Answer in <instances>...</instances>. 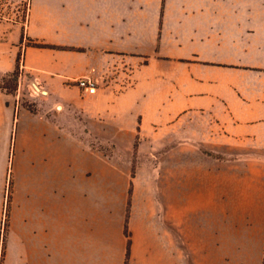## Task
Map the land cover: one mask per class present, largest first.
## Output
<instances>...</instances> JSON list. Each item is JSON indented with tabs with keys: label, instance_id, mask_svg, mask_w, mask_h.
Segmentation results:
<instances>
[{
	"label": "crops",
	"instance_id": "0c3cea01",
	"mask_svg": "<svg viewBox=\"0 0 264 264\" xmlns=\"http://www.w3.org/2000/svg\"><path fill=\"white\" fill-rule=\"evenodd\" d=\"M6 1L29 10L0 17V83L22 52L96 145L0 88V264H126L131 181L128 264H264V0Z\"/></svg>",
	"mask_w": 264,
	"mask_h": 264
},
{
	"label": "rangeland",
	"instance_id": "374dc122",
	"mask_svg": "<svg viewBox=\"0 0 264 264\" xmlns=\"http://www.w3.org/2000/svg\"><path fill=\"white\" fill-rule=\"evenodd\" d=\"M29 8V2L25 3H10L5 2L4 0L0 1V10L4 17L2 19H11L16 18L19 20L23 25L26 24L27 21V13ZM21 15L24 18L21 20L17 18V15ZM9 81L12 82L13 88H15L14 91H12V95L17 97L18 103L21 107L31 111L32 113H42L50 118L59 119L60 115H62L61 108L54 100L50 99L49 95L47 94V91L45 89H42L40 86H38L35 82L30 81L29 77L26 76V74L23 71V68L21 67V75L18 78L17 82H13L12 78H8ZM75 113L73 116L76 119H73V117H67V118H61L59 119L61 127L65 129V131L69 132L73 136H76L79 140L83 141L87 145H96V141L91 136H86L85 132H88L86 127L83 125V119L81 117H78ZM137 150L129 157L122 158V161H128L131 166V176L132 172L134 170L136 174V170L141 162V158L138 157V148L140 146V142L137 141ZM107 148H111L110 146H107ZM106 148V149H107ZM145 149L146 150H153L156 153V157H145L143 160L147 164L154 166L155 168L161 169L160 173L164 175V166H165V140H164V131L160 134L159 141L156 142H147L145 143ZM108 150V149H107ZM113 154V153H112ZM111 154V157L109 160H113V156ZM114 155V154H113ZM149 155V154H147ZM12 190L10 191L11 194Z\"/></svg>",
	"mask_w": 264,
	"mask_h": 264
},
{
	"label": "trees",
	"instance_id": "16d2710c",
	"mask_svg": "<svg viewBox=\"0 0 264 264\" xmlns=\"http://www.w3.org/2000/svg\"><path fill=\"white\" fill-rule=\"evenodd\" d=\"M26 39L25 35H24V31L22 34V42H24ZM27 43L26 46L27 47H35V48H45V49H55V50H73L71 48H67V47H60V46H54V45H48L45 43H41L32 39H26ZM23 64V56H22V52L19 53L18 55V59H17V66L14 72L8 74L7 76H5L3 78V80L0 83V88H2L3 90H5L8 94H13L12 91L15 90V88H13L12 86V82L9 81L8 78H12L13 82H17L18 78L21 75V67ZM137 141L135 143V151L137 150ZM132 177H135V172L133 170L132 172ZM13 187V177H12V172H10L9 175V192L12 190ZM132 193H133V183L131 181L130 184V189H129V199H128V209H127V217H126V226H125V234L128 237V245H127V260H126V264H128L129 262V257H130V249H131V239H130V232H129V227H128V220H129V214H130V207H131V201H132ZM10 202V200H9ZM8 218H9V211L7 210V214H6V220H5V227H4V236H3V250H4V245H5V238H6V232H7V222H8ZM3 254V253H2Z\"/></svg>",
	"mask_w": 264,
	"mask_h": 264
},
{
	"label": "built area",
	"instance_id": "2783aa9c",
	"mask_svg": "<svg viewBox=\"0 0 264 264\" xmlns=\"http://www.w3.org/2000/svg\"><path fill=\"white\" fill-rule=\"evenodd\" d=\"M2 1V0H0ZM5 2H8L6 0H4ZM29 10V8H28ZM27 16H28V13H27ZM0 17H4V15L2 14L1 10H0ZM17 18L19 19H23L24 18V14H23V17L21 15H17ZM78 83V86L85 92V93H88V94H94L96 92V83L93 82L91 79H88V78H82V79H79V81L77 82ZM94 150L96 152H99V154L105 158V159H108L111 157V152L109 150H107L106 148H102L100 145H97V147H94Z\"/></svg>",
	"mask_w": 264,
	"mask_h": 264
}]
</instances>
